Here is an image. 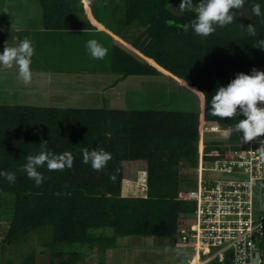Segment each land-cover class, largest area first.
Returning <instances> with one entry per match:
<instances>
[{
	"label": "trees",
	"instance_id": "1",
	"mask_svg": "<svg viewBox=\"0 0 264 264\" xmlns=\"http://www.w3.org/2000/svg\"><path fill=\"white\" fill-rule=\"evenodd\" d=\"M181 2L91 0L88 8L93 21L128 45H115L102 32L110 41L107 72L116 76L114 84L129 77L164 75L194 92L200 102L196 111L0 105V172L16 175L14 183L0 176V245L5 249L29 243L31 252L23 264H35L34 244L46 250L48 264H79L84 250L98 253L127 237L173 238L177 243L180 227L194 211L193 203L179 194L195 185L201 119L207 128L222 131L245 118L211 115L212 96L238 73L264 69V50L258 48V41L264 40V0H245L234 22L208 37L183 30L195 12L181 11ZM198 2L193 0L194 5ZM254 3L261 5L260 17L251 11ZM38 5L43 29L68 33L66 38L72 34L71 42L74 33L97 30L82 0H38ZM241 24H253L256 36H249ZM119 39L116 42L124 44ZM56 41L64 43L60 36ZM194 90L205 94L206 105ZM241 137L234 132L228 140L205 142L203 160L212 162L216 153L247 144ZM42 145L56 155L71 152L74 162L62 172L49 171L46 165L38 169L46 179L37 187L21 169ZM83 149H103L112 160L96 172L90 163H82ZM126 162L145 165L142 196H122ZM105 230L111 231L109 237ZM74 245L78 248L71 250ZM207 264L233 263L226 257Z\"/></svg>",
	"mask_w": 264,
	"mask_h": 264
},
{
	"label": "rangeland",
	"instance_id": "2",
	"mask_svg": "<svg viewBox=\"0 0 264 264\" xmlns=\"http://www.w3.org/2000/svg\"><path fill=\"white\" fill-rule=\"evenodd\" d=\"M41 14L38 0H0V54L5 45L18 46L25 37L33 42L35 48V54L31 58V84L26 86L18 79L16 67L10 70L0 68V105L124 111H196L200 107L199 99L193 91L176 86L164 75L129 77L114 84L116 76L107 72V56L103 60L92 59L86 49L88 39H73L69 45L71 40L68 37L61 45L59 41L43 38V30H39L38 25ZM93 37L96 35L91 38ZM94 39L108 49L109 42L101 37L100 40ZM110 84H114V88L109 87ZM205 139V142L223 140L221 133H207ZM144 171L143 162L123 164V195H143ZM204 177L212 180L244 178L240 175L222 176L211 172L205 173ZM256 189L254 197L258 209L259 204L264 205V186ZM193 224V216L189 215L180 230L190 231ZM104 233L107 237L111 235L110 230H105ZM124 240L126 245L122 244ZM121 242L116 241L113 247L109 245L107 250H101L97 254L84 250L85 255L79 264H187L193 254L187 248L177 247L173 238L127 237ZM31 243L34 244L35 241ZM34 246V263L48 264L46 250L37 244ZM75 248L78 247L74 245L71 250ZM30 249L29 243L19 247L6 245L5 249L0 245V264H23ZM213 252L211 249L204 256Z\"/></svg>",
	"mask_w": 264,
	"mask_h": 264
},
{
	"label": "built area",
	"instance_id": "3",
	"mask_svg": "<svg viewBox=\"0 0 264 264\" xmlns=\"http://www.w3.org/2000/svg\"><path fill=\"white\" fill-rule=\"evenodd\" d=\"M200 154L195 185L179 198L194 205V224L190 231L181 229L177 247L193 252L187 264L223 262L261 264L264 255V205H255V190L264 186V143L260 140L238 149L215 154L212 162L203 160V136L222 132L218 127H199ZM207 172L240 175L241 179H205ZM214 252L204 256L209 250Z\"/></svg>",
	"mask_w": 264,
	"mask_h": 264
},
{
	"label": "clouds",
	"instance_id": "4",
	"mask_svg": "<svg viewBox=\"0 0 264 264\" xmlns=\"http://www.w3.org/2000/svg\"><path fill=\"white\" fill-rule=\"evenodd\" d=\"M85 9L91 0H82ZM245 0H199L197 4H193V0H182L180 4L181 11H194L195 19L190 23L183 25V30L187 32L189 28L193 30L195 35L200 37H208L216 32L218 27L223 28L234 22L237 10H242ZM252 13L260 17L262 15L261 5L259 3L252 4ZM242 30L246 31L249 36H256V28L253 24L244 26L240 25ZM126 44V43H125ZM125 47L128 45H124ZM258 48L264 50V40L258 41ZM86 49L90 57L94 60H103L108 55V49L95 39L86 42ZM35 54L33 42L25 37L19 42L18 46L8 47L5 45L3 53L0 54V68L12 69L16 67L17 76L24 85L32 82L33 73L31 70L32 57ZM152 64L151 60H147ZM187 85V82H186ZM191 90V89H190ZM195 91V90H194ZM205 100L207 98L204 93L195 91ZM211 115L221 119H236L242 115L244 119L239 120L234 126H229L222 132H208L222 135V138L228 140L233 133H242L241 139L244 143L257 140L258 137L264 136V71L253 69L251 74L238 73L226 87H219L211 99ZM201 121H203L201 119ZM203 139L205 143V135ZM203 143V146H204ZM264 143V140L259 141ZM200 132H199V151H200ZM42 150L37 155H29L26 157V163L22 166V171L27 174L30 180L35 182L39 187L46 177L38 171L45 165L49 171H64L73 167L74 157L71 152H63L56 155L46 150V146L42 145ZM84 164H91V168L96 172H102L107 168L108 162L112 160V154L103 149L97 151L82 150ZM9 183H14L16 175L13 172H0ZM115 181L116 176L109 177ZM67 187V185H65Z\"/></svg>",
	"mask_w": 264,
	"mask_h": 264
},
{
	"label": "crops",
	"instance_id": "5",
	"mask_svg": "<svg viewBox=\"0 0 264 264\" xmlns=\"http://www.w3.org/2000/svg\"><path fill=\"white\" fill-rule=\"evenodd\" d=\"M86 12H87V15H88L89 20H90V21H91V22L97 27V30H96V31H88V32H77V33H74L73 37L71 38L72 41H73V39H77V40L88 39V40H90V39H94V38H98V39L100 40V37H101V38H103V39L105 40V42H109V43H110V41L107 40V37L103 34V33H105V34H107V35L112 39L111 42H112L113 44H115V45H120V43H117V42H116V39H119V38L113 36L112 34H110L109 32H107L102 26H100V25L97 24L95 21H93V19H92L91 16H90V13H89V8H86ZM38 23H39V22H38ZM38 25H39V27H40L39 30H43V32H42V33H44V34H42L43 38L47 37V38H50V39L56 41L57 38L60 36V37L63 38V40H65V38H66L65 34L68 35V33H60V34H59V33L50 32V31H46V30H44L43 27H42L41 21H40V24H38ZM102 32H103V33H102ZM18 33H19V32H18ZM70 35H72V34H70ZM70 35H69V38H70ZM95 35H96V37L91 38L92 36H95ZM103 39H101V40H103ZM119 40L122 41V42L124 43V45H126L125 42H124L123 40H121V39H119ZM70 42H71V41H70ZM109 43H107V44H109ZM105 48H106V47H105ZM108 49H109V46H108ZM109 87L114 88V84H110ZM123 190H125V188H124V186L122 185V192H123ZM122 196H127V195H125V194L123 195V194H122ZM141 196H142V195H141ZM121 243H122V242H121ZM122 244H123V245H126L125 240L123 241ZM86 254H88V253H86ZM90 254H95V253H90ZM96 254H97V253H96ZM86 256H89V255H86Z\"/></svg>",
	"mask_w": 264,
	"mask_h": 264
}]
</instances>
